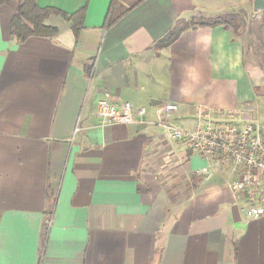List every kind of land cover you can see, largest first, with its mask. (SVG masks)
I'll use <instances>...</instances> for the list:
<instances>
[{"label": "crops", "instance_id": "crops-1", "mask_svg": "<svg viewBox=\"0 0 264 264\" xmlns=\"http://www.w3.org/2000/svg\"><path fill=\"white\" fill-rule=\"evenodd\" d=\"M21 2L0 7V264H264V216L234 197L236 170L159 124L172 103L169 124L183 131L198 106L264 125V67L245 65L231 29L194 26L159 46L192 20L264 10L254 0H36L85 8L79 37L50 15L56 35L18 42L9 21ZM262 39L264 55V28ZM105 97L145 114L101 127Z\"/></svg>", "mask_w": 264, "mask_h": 264}, {"label": "built area", "instance_id": "built-area-1", "mask_svg": "<svg viewBox=\"0 0 264 264\" xmlns=\"http://www.w3.org/2000/svg\"><path fill=\"white\" fill-rule=\"evenodd\" d=\"M162 108L163 121L159 124L166 128L169 137L222 166L232 165L238 174L231 184L234 197L247 201L264 216V125L252 120L243 110L210 111L198 106L194 129L183 131L169 124L177 105L164 103ZM144 114V108L133 109L128 101L119 104L105 97L97 104L101 127L135 123Z\"/></svg>", "mask_w": 264, "mask_h": 264}, {"label": "trees", "instance_id": "trees-1", "mask_svg": "<svg viewBox=\"0 0 264 264\" xmlns=\"http://www.w3.org/2000/svg\"><path fill=\"white\" fill-rule=\"evenodd\" d=\"M10 0H0V7ZM114 0L111 2V7ZM85 8L78 10L73 14H66L61 10L52 7H39L36 0H22L16 12L13 14L9 21V32L13 35L18 42H23L31 36L50 37L58 33L57 28L46 25L44 21L50 15H57L71 23V30L75 39L79 37V33L83 27ZM239 13L233 12L214 19H197L189 23L182 24L176 30L170 32L165 39L159 42V46H166L172 43L181 31L194 26H217L222 25L225 28L233 30L236 34L239 29L238 24ZM264 24V20H263ZM110 25V22L107 23ZM260 67H264L263 63Z\"/></svg>", "mask_w": 264, "mask_h": 264}, {"label": "rangeland", "instance_id": "rangeland-1", "mask_svg": "<svg viewBox=\"0 0 264 264\" xmlns=\"http://www.w3.org/2000/svg\"><path fill=\"white\" fill-rule=\"evenodd\" d=\"M238 13L239 29L235 35L240 36L245 45L244 63L245 65L250 67H260V65L263 63L264 58L262 39V33L264 28V11L256 13L251 12L250 15L245 14L243 11H238ZM155 168H158L160 170L162 168H166V163L163 158H160L158 156V158L156 159Z\"/></svg>", "mask_w": 264, "mask_h": 264}, {"label": "water", "instance_id": "water-1", "mask_svg": "<svg viewBox=\"0 0 264 264\" xmlns=\"http://www.w3.org/2000/svg\"><path fill=\"white\" fill-rule=\"evenodd\" d=\"M254 8L256 10H264V0H254Z\"/></svg>", "mask_w": 264, "mask_h": 264}]
</instances>
